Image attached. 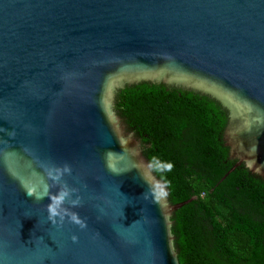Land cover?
<instances>
[{
    "label": "water",
    "instance_id": "1",
    "mask_svg": "<svg viewBox=\"0 0 264 264\" xmlns=\"http://www.w3.org/2000/svg\"><path fill=\"white\" fill-rule=\"evenodd\" d=\"M142 81L218 101L229 172L264 179V0H0V264H180L189 201L112 108Z\"/></svg>",
    "mask_w": 264,
    "mask_h": 264
},
{
    "label": "trees",
    "instance_id": "2",
    "mask_svg": "<svg viewBox=\"0 0 264 264\" xmlns=\"http://www.w3.org/2000/svg\"><path fill=\"white\" fill-rule=\"evenodd\" d=\"M112 108L140 139L169 201H189L170 218L180 264H264V180L244 165L229 172L227 110L208 95L149 81L119 88Z\"/></svg>",
    "mask_w": 264,
    "mask_h": 264
},
{
    "label": "clouds",
    "instance_id": "3",
    "mask_svg": "<svg viewBox=\"0 0 264 264\" xmlns=\"http://www.w3.org/2000/svg\"><path fill=\"white\" fill-rule=\"evenodd\" d=\"M252 164H254V161H252ZM167 168L170 170L171 169V165H167ZM65 171H68L67 167L65 168ZM53 179H58V177H54ZM27 195L31 196L32 193L29 192L27 193ZM69 195V190L67 189V187H65L59 194V196L57 197V199L55 201H53V207L50 208V219H52L53 217H57L58 219H52V222L54 225H58V224H62L65 220V215L59 211V205L64 201L65 197H67ZM71 204L76 205L79 203V198L77 197V199L75 200H70L69 201ZM68 221L78 225L80 228H84L86 227V222L79 219L75 214H71L67 217ZM71 240L73 242H75L77 240V236L73 235L71 236Z\"/></svg>",
    "mask_w": 264,
    "mask_h": 264
},
{
    "label": "flooded vegetation",
    "instance_id": "4",
    "mask_svg": "<svg viewBox=\"0 0 264 264\" xmlns=\"http://www.w3.org/2000/svg\"><path fill=\"white\" fill-rule=\"evenodd\" d=\"M227 112H228V120H227V124H228V121H229V111L227 110ZM227 126V125H226ZM226 128V127H225ZM224 132H225V130H224ZM140 140V139H139ZM226 145V144H225ZM227 146V145H226ZM228 147V146H227ZM229 159H231V160H234V159H232V158H230V152H229ZM236 162H237V160H235ZM235 165V164H234ZM242 165H244V164H242ZM241 166V165H240ZM244 167H245V165H244ZM246 168V167H245ZM247 169V168H246ZM231 170V169H230ZM248 170V169H247ZM249 171V170H248ZM250 172V171H249ZM251 173V172H250ZM252 175H254V176H257V177H259V178H261L262 180H264L262 177H260L259 175H257V174H253V173H251Z\"/></svg>",
    "mask_w": 264,
    "mask_h": 264
},
{
    "label": "rangeland",
    "instance_id": "5",
    "mask_svg": "<svg viewBox=\"0 0 264 264\" xmlns=\"http://www.w3.org/2000/svg\"><path fill=\"white\" fill-rule=\"evenodd\" d=\"M123 126H124V124H123ZM124 129H125L124 131L127 133V135H129L130 137L134 136L137 139V137L134 134H132L130 131H128L125 126H124ZM140 147H141V151H142L141 143H140Z\"/></svg>",
    "mask_w": 264,
    "mask_h": 264
}]
</instances>
